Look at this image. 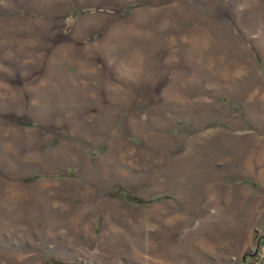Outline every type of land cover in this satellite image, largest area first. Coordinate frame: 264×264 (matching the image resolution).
<instances>
[{"label": "rangeland", "instance_id": "rangeland-1", "mask_svg": "<svg viewBox=\"0 0 264 264\" xmlns=\"http://www.w3.org/2000/svg\"><path fill=\"white\" fill-rule=\"evenodd\" d=\"M263 235L264 0H0V264H264Z\"/></svg>", "mask_w": 264, "mask_h": 264}, {"label": "built area", "instance_id": "built-area-1", "mask_svg": "<svg viewBox=\"0 0 264 264\" xmlns=\"http://www.w3.org/2000/svg\"><path fill=\"white\" fill-rule=\"evenodd\" d=\"M262 238H263V242H264V235L262 236ZM260 239H261V237H260ZM260 245V244H259ZM257 252H260V253H262V255L264 256V243H263V245H262V248L259 250V251H257ZM262 258V256L260 255L259 256V258ZM256 261L258 260V258H256L255 259Z\"/></svg>", "mask_w": 264, "mask_h": 264}]
</instances>
